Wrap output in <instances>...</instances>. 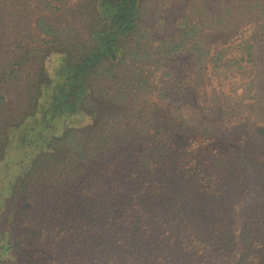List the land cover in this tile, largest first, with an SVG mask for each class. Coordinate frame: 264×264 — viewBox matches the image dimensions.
<instances>
[{
  "label": "trees",
  "instance_id": "16d2710c",
  "mask_svg": "<svg viewBox=\"0 0 264 264\" xmlns=\"http://www.w3.org/2000/svg\"><path fill=\"white\" fill-rule=\"evenodd\" d=\"M205 4L0 0V264H264V0Z\"/></svg>",
  "mask_w": 264,
  "mask_h": 264
},
{
  "label": "rangeland",
  "instance_id": "374dc122",
  "mask_svg": "<svg viewBox=\"0 0 264 264\" xmlns=\"http://www.w3.org/2000/svg\"><path fill=\"white\" fill-rule=\"evenodd\" d=\"M144 3L147 5V12L148 14L151 13V22H153V27L158 29V32L167 36L166 34L171 33L170 29V22L174 23L176 18L178 17L180 10L188 3L190 4L192 0H143ZM189 1V2H188ZM205 0H201L203 2L204 6H208V4H205ZM221 1V0H216ZM198 14L197 16H200L199 10L196 11ZM203 14V12L201 13ZM197 16H193V19H196ZM163 18L164 21L162 22L160 19ZM176 22V21H175ZM168 26H166V25ZM173 25V24H172ZM173 27V26H172ZM171 27V28H172ZM264 52V48L263 51ZM258 57L260 60L257 61V66L254 68V70L257 72V76L260 79L259 82L264 84V55L262 53L258 54ZM237 84L239 81H236ZM230 101H238L237 97L232 96V99L226 100V104H230ZM248 101H251L248 99ZM198 106H203L204 104L200 99H197ZM243 102V101H242ZM206 106V105H205ZM242 111V108H240ZM237 113V112H234ZM243 113V112H242ZM226 119V117H224ZM75 122L77 124H82L85 122L80 115H78L75 118ZM223 127L225 125L223 124ZM188 139H177V142L179 143H190L187 142ZM9 154V153H8ZM16 169V168H15ZM14 164L11 161H1L0 162V199L7 195L8 191L11 188L12 180L14 176ZM17 171V169H16ZM232 259L230 258H219L216 262V264H230Z\"/></svg>",
  "mask_w": 264,
  "mask_h": 264
}]
</instances>
